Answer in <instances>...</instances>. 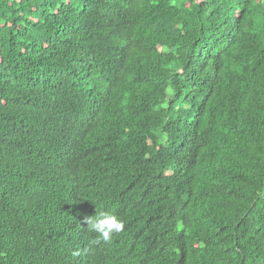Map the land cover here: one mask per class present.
I'll return each instance as SVG.
<instances>
[{
	"label": "trees",
	"instance_id": "obj_1",
	"mask_svg": "<svg viewBox=\"0 0 264 264\" xmlns=\"http://www.w3.org/2000/svg\"><path fill=\"white\" fill-rule=\"evenodd\" d=\"M0 264H264V0H0Z\"/></svg>",
	"mask_w": 264,
	"mask_h": 264
},
{
	"label": "clouds",
	"instance_id": "obj_2",
	"mask_svg": "<svg viewBox=\"0 0 264 264\" xmlns=\"http://www.w3.org/2000/svg\"><path fill=\"white\" fill-rule=\"evenodd\" d=\"M84 222L87 224V230L96 234L93 243L109 242L115 233H120L125 227L124 221L116 214L110 212H101L98 215L86 216ZM74 257L79 256V251H73Z\"/></svg>",
	"mask_w": 264,
	"mask_h": 264
}]
</instances>
